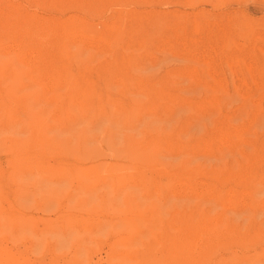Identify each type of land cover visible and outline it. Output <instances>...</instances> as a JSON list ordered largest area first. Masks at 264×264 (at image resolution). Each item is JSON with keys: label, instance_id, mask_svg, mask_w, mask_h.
Here are the masks:
<instances>
[{"label": "rangeland", "instance_id": "rangeland-1", "mask_svg": "<svg viewBox=\"0 0 264 264\" xmlns=\"http://www.w3.org/2000/svg\"><path fill=\"white\" fill-rule=\"evenodd\" d=\"M0 264H264V0H0Z\"/></svg>", "mask_w": 264, "mask_h": 264}, {"label": "bare ground", "instance_id": "bare-ground-1", "mask_svg": "<svg viewBox=\"0 0 264 264\" xmlns=\"http://www.w3.org/2000/svg\"><path fill=\"white\" fill-rule=\"evenodd\" d=\"M28 32V31H27Z\"/></svg>", "mask_w": 264, "mask_h": 264}]
</instances>
